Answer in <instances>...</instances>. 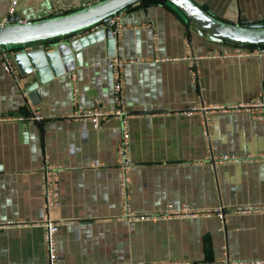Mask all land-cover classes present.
Listing matches in <instances>:
<instances>
[{
	"label": "crops",
	"instance_id": "obj_1",
	"mask_svg": "<svg viewBox=\"0 0 264 264\" xmlns=\"http://www.w3.org/2000/svg\"><path fill=\"white\" fill-rule=\"evenodd\" d=\"M56 1L19 0L15 13L53 17ZM63 1L65 14L99 0ZM195 1L238 24L264 22V0ZM9 6L0 0V20ZM119 15L133 215L118 190L122 121L113 115L110 27L3 48L29 84L37 78L21 54L33 46H57L65 72L25 98L0 52V264H49L40 226L48 217L59 226L57 264H264V122L244 109H214L261 92L264 55L237 56L235 44L208 38L166 0H142ZM96 108L113 115L98 128L70 116ZM46 159L58 168L59 192L48 208ZM184 204L200 213L141 217Z\"/></svg>",
	"mask_w": 264,
	"mask_h": 264
},
{
	"label": "water",
	"instance_id": "obj_2",
	"mask_svg": "<svg viewBox=\"0 0 264 264\" xmlns=\"http://www.w3.org/2000/svg\"><path fill=\"white\" fill-rule=\"evenodd\" d=\"M187 19L189 24L197 27L199 32L211 39L224 41L228 44L248 45L264 44V22L238 24L224 18L212 16L195 0H166ZM142 0H99L93 5L79 8L76 11L38 19L26 17L22 20L17 13L8 15L7 23L0 26V51L16 45L36 43L47 39L59 38L63 35L77 33L98 23H108L117 13L138 6ZM21 64L27 65L26 72H33L36 82L24 89L31 97L32 92L53 76L65 72L63 54L57 46L45 50L33 46L24 51Z\"/></svg>",
	"mask_w": 264,
	"mask_h": 264
},
{
	"label": "built area",
	"instance_id": "obj_3",
	"mask_svg": "<svg viewBox=\"0 0 264 264\" xmlns=\"http://www.w3.org/2000/svg\"><path fill=\"white\" fill-rule=\"evenodd\" d=\"M19 0H9V9H8V15H12L15 13L16 8L18 6ZM57 8L52 12V16H59L64 13V11L69 7L67 3H65L63 0H57ZM7 19H1L0 20V26L7 23ZM99 24H105V23H98L95 24V27H98ZM111 30V35L114 41V50L113 54L109 63V68L112 70L113 74V91L115 94V103L117 104L118 108L114 111L113 115L120 118V121H122L121 124V142L118 145L117 150V156H119V167H120V177L118 180V190L120 199L123 202V207L125 209V215H133L131 214V210L129 207V184H130V173L129 170L131 168V162L129 160V150H130V138L128 136V121H127V114L122 108V98H123V66L124 61L121 59L120 54L118 53V47L119 43L121 41V38L123 37L122 34L126 30V25L122 22V19H120L119 13L114 14L108 23H106ZM94 26L90 28H94ZM88 28V29H90ZM86 30V29H85ZM236 52L235 54L237 56H245L249 57V55L253 54L255 51L258 56L264 55V51L260 49V45L257 44H248V45H236ZM1 55L4 59V65L5 69L8 73H11L14 81L19 86V89L21 90L23 96L25 98L27 97L26 91L21 87L23 84L24 87L29 84V76H26L25 78H21L20 74L18 73L17 68L12 65L10 60L5 56V52L3 50L0 51ZM73 92H72V102L73 104L76 103L79 95V89L74 85L73 86ZM244 109L247 111L251 118L258 122H264V85L261 90V92L255 96L254 98H251L249 101L242 102L235 104L233 106H225L220 105L214 107V109H221V110H228V109ZM205 110H212V109H205ZM109 112L102 111L98 108L96 109H79L70 116L74 119L79 118H87L93 123L94 128L100 127L101 121L107 119L110 116H113ZM36 120H41L40 116H34ZM57 167L53 166L49 163V161L46 159L45 162L42 164L40 169V174L42 175V181H41V192L43 193V198L46 204V207H50L51 205L55 204L58 200L59 192L57 189V182H56V173H57ZM245 209L249 207H244ZM200 211L193 208L191 205L184 204L183 206L179 208H174L171 205H167V208L164 211L161 212H151L150 214H144L141 215L143 219H152L157 220L160 218L168 217V216H174V217H194L197 214H199ZM220 217H222V214L219 212ZM134 216H136L134 214ZM40 226L43 227L44 235H43V241L46 243L47 247V260L49 261V264H57L56 260V252H57V243H56V234L59 231L58 222L48 217L45 221L40 223ZM233 264V263H229Z\"/></svg>",
	"mask_w": 264,
	"mask_h": 264
},
{
	"label": "trees",
	"instance_id": "obj_4",
	"mask_svg": "<svg viewBox=\"0 0 264 264\" xmlns=\"http://www.w3.org/2000/svg\"><path fill=\"white\" fill-rule=\"evenodd\" d=\"M85 30V29H84ZM81 31H83V30H81ZM77 32H80V31H77ZM75 34V33H74ZM260 45H262V44H260Z\"/></svg>",
	"mask_w": 264,
	"mask_h": 264
}]
</instances>
